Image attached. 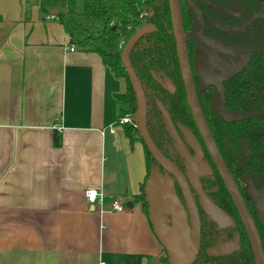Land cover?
Here are the masks:
<instances>
[{"label":"crops","instance_id":"obj_1","mask_svg":"<svg viewBox=\"0 0 264 264\" xmlns=\"http://www.w3.org/2000/svg\"><path fill=\"white\" fill-rule=\"evenodd\" d=\"M88 47L37 0H0V264H160L166 255L134 200L144 144L111 131L127 82ZM91 187L102 206L88 203ZM116 199L132 205L114 210Z\"/></svg>","mask_w":264,"mask_h":264},{"label":"flooded vegetation","instance_id":"obj_2","mask_svg":"<svg viewBox=\"0 0 264 264\" xmlns=\"http://www.w3.org/2000/svg\"><path fill=\"white\" fill-rule=\"evenodd\" d=\"M192 2L195 10L186 0H180L184 30L192 33V37L186 41L187 52L197 97L207 119L216 153L214 155L208 149L200 133L184 85L193 125L182 123L180 119L174 120L162 100L156 99L155 103L171 139L170 143L161 141L159 149L182 171L186 191L179 180L158 162L152 167V172L169 175L189 226L191 229L195 225L199 227V249L191 264H249L251 255L255 263L251 243L226 176L228 174L229 181L232 179L237 186L264 245V133L257 135L258 127L264 124V99H259L255 104V99L250 98L248 107L232 106L227 87L236 84L252 55L264 50V17L257 16L247 22L249 15L255 11H264L263 0ZM239 26L242 27L237 28ZM212 41L235 48H218ZM257 46L261 48L253 52L240 50L242 47ZM245 61L246 64L242 66ZM233 70V73L225 76ZM167 88L170 93L176 92L175 86L168 85ZM219 88L221 92L218 98ZM158 101L169 111L188 150L189 159L175 146ZM218 104L221 106L218 107ZM244 114L249 115L239 117ZM245 121L254 124V134L234 136L230 131L231 126ZM179 124L188 127L196 141L187 140ZM222 166L226 172H223Z\"/></svg>","mask_w":264,"mask_h":264},{"label":"trees","instance_id":"obj_3","mask_svg":"<svg viewBox=\"0 0 264 264\" xmlns=\"http://www.w3.org/2000/svg\"><path fill=\"white\" fill-rule=\"evenodd\" d=\"M77 1L37 0V4L41 12L52 15L64 26L71 43H88V49L100 54L103 63L115 76L126 80V90L116 93L117 99L127 104L122 109V115L134 117L137 109L136 95L122 61V51L129 38L141 26L151 23L156 25V29L145 33L130 52L131 63L147 97L149 132L159 148L161 141L171 142L156 106V99L163 101L174 120L180 119L182 123L193 125L176 51L169 0H83L82 10L78 9ZM54 9L56 14L53 15L51 11ZM235 83L227 87L232 106L248 107L250 98L255 99V104H258L259 99H264V50L252 55L249 65ZM168 85L175 86L176 92L170 93ZM248 122L232 125L230 131L234 136L253 135L254 124ZM123 131L131 144L141 141L145 147L147 175L134 200L142 203L148 215L145 185L157 161L144 143L138 126L125 123ZM263 133L264 124L258 127L257 135ZM58 138L56 134L55 145L60 144ZM249 262L255 264L252 255ZM160 264H170L167 253L161 258Z\"/></svg>","mask_w":264,"mask_h":264},{"label":"water","instance_id":"obj_4","mask_svg":"<svg viewBox=\"0 0 264 264\" xmlns=\"http://www.w3.org/2000/svg\"><path fill=\"white\" fill-rule=\"evenodd\" d=\"M186 1L188 2L191 9L195 10L196 7L192 0ZM169 6L171 11L173 32L176 39L177 54L180 61V68L188 96V101L192 113L194 115L195 121L200 130V133L204 138L208 149L210 148L213 154L215 155V144L209 129L207 119L203 113V110L201 109L197 97L195 83L192 76L191 65L188 58L186 41L192 37V33L186 32L184 30L180 0H169ZM51 14H56V10H52ZM257 16L264 17V11H255L254 13L249 15L247 22H250ZM240 27L242 26H239L237 28ZM154 29H156V25L151 23H147L141 26L129 38L126 45L124 46L122 51V61L124 63L131 85L136 95L137 109L135 112L134 119L139 128L140 134L143 137L144 143L146 144L147 148L152 153L156 161L161 164L167 171L172 173L179 180V183L181 184L184 191H186V182H184L185 180L183 179L184 175L182 171L176 166L173 161H171L162 153V151L159 149L149 132L147 125L146 95L141 80L137 75L130 60V52L135 43L145 33L150 32ZM213 44L218 48H235L234 46L229 47L228 45H223L216 42H213ZM259 48H261V46L251 48L242 47L240 48V50L245 51L247 53L256 51ZM246 62L247 61H245V63L243 62L241 65L244 66ZM233 72L234 70L230 71L225 76H229V74ZM171 90L174 91V88L172 87ZM220 92L221 91L219 88L218 98ZM158 105L163 113V118L166 123V127L174 138L175 146L184 156L187 157V159H189L188 150L183 145L182 139L177 132V129L171 119L169 111L159 101ZM219 106L221 105L218 104V107ZM248 115L249 114L239 115V117H244ZM179 127L182 129L187 140L191 141L192 139H194L196 141L195 135L188 127L182 124H179ZM222 167L223 172H226L224 166ZM226 178L228 186L231 190V193L233 194V197L237 203L241 217L243 219L253 250L255 264H264V245L261 239V234L257 228V224L249 209L247 208L233 180L231 179L232 181H229L228 174ZM145 191L147 194L146 198L149 204L148 216L152 224L153 231L155 232L157 238L165 248L166 253L169 256L170 264H191L192 261L196 258L199 249V227L195 225L194 227L192 226L191 229V227L189 226L183 207L181 206L178 198L175 195V188L172 179L169 177V175L162 176L157 172H152L146 180ZM186 196L188 197L187 192ZM188 204L191 209L190 202ZM131 205L132 202L125 203V207ZM167 215H170L169 219L167 218Z\"/></svg>","mask_w":264,"mask_h":264},{"label":"built area","instance_id":"obj_5","mask_svg":"<svg viewBox=\"0 0 264 264\" xmlns=\"http://www.w3.org/2000/svg\"><path fill=\"white\" fill-rule=\"evenodd\" d=\"M71 50H74V46L70 47ZM125 123H133L134 125L137 126L135 119L133 116L130 115H121L118 120L116 121L115 124H113L111 126V131L115 132L118 128L123 129V125ZM58 128H61V126H58ZM85 195H86V199L88 201V203L92 204V205H97V206H102L103 204V198H104V193L103 191L98 188V187H91L86 189L85 191ZM124 204L116 199L112 202V208L114 210H123L124 209Z\"/></svg>","mask_w":264,"mask_h":264},{"label":"rangeland","instance_id":"obj_6","mask_svg":"<svg viewBox=\"0 0 264 264\" xmlns=\"http://www.w3.org/2000/svg\"><path fill=\"white\" fill-rule=\"evenodd\" d=\"M77 5H78V9H79V10H82V9H83V0H78V1H77ZM124 106H125V108H126V107H127V104L124 103Z\"/></svg>","mask_w":264,"mask_h":264}]
</instances>
